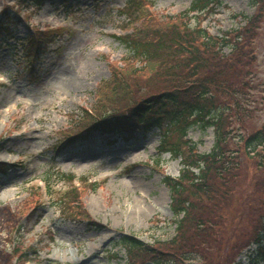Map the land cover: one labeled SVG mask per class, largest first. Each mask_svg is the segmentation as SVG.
<instances>
[{
	"label": "rangeland",
	"instance_id": "rangeland-1",
	"mask_svg": "<svg viewBox=\"0 0 264 264\" xmlns=\"http://www.w3.org/2000/svg\"><path fill=\"white\" fill-rule=\"evenodd\" d=\"M147 2L156 17L184 14L190 27L213 36L242 28L244 17L258 11L255 0H218L204 13L189 15L194 0ZM14 3L0 0V13L10 6L14 19L10 35L0 36V264L16 263L14 246L25 251L22 264H138L118 241L130 235L157 248L175 236L171 195L162 178L178 177L180 160L159 152L158 129L68 138L85 111L97 107L113 70L138 75L118 100H137L158 89L149 87L153 75L147 80L148 74H139L145 65L117 39L132 29L120 16L126 0H69L67 6L52 0L40 8ZM47 29H56L55 42L42 47L31 67L35 47L19 41ZM259 29L247 48L260 109L252 130L264 124V13ZM221 53L228 55L230 48ZM187 132L185 139L198 152L212 149V128ZM70 174L74 182L63 177ZM71 188L80 193L84 220L63 209ZM253 250L239 259L247 263Z\"/></svg>",
	"mask_w": 264,
	"mask_h": 264
},
{
	"label": "trees",
	"instance_id": "trees-1",
	"mask_svg": "<svg viewBox=\"0 0 264 264\" xmlns=\"http://www.w3.org/2000/svg\"><path fill=\"white\" fill-rule=\"evenodd\" d=\"M50 1L15 0L14 4L40 7ZM147 1H126L120 16L132 29L117 39L145 65L139 74H148L147 80L153 75L149 87L157 84L158 89L137 100H118L128 93L129 83L134 84L130 79L138 75L113 70L111 78L103 82L105 94L97 107L85 111L77 131L68 138L158 129L162 134L160 153L180 158L179 177L162 178L171 193L175 236L157 248L121 236L118 245L130 260L138 264H264V132L252 130L260 109L251 67L254 60L247 49L260 30L264 0H255L258 11L246 18L242 28L223 36L190 27L184 14L156 17ZM215 1L194 0L186 15L204 12ZM68 2L60 0L62 6ZM9 10L12 7L5 6L1 11L0 36L10 34L14 19ZM55 31H35L30 38L28 46L35 47L29 54L31 67L39 62L37 53L42 47L47 49L55 42ZM223 47L230 48L228 55L221 53ZM193 126L213 129L210 152L199 153L194 144L183 140ZM46 188L51 193L52 188ZM79 194L69 189L63 209L69 217L84 220L88 217ZM252 246L248 262L243 263L239 257ZM13 254L15 264L26 259L20 246L14 247Z\"/></svg>",
	"mask_w": 264,
	"mask_h": 264
},
{
	"label": "water",
	"instance_id": "water-1",
	"mask_svg": "<svg viewBox=\"0 0 264 264\" xmlns=\"http://www.w3.org/2000/svg\"><path fill=\"white\" fill-rule=\"evenodd\" d=\"M262 129L264 130V125L262 126Z\"/></svg>",
	"mask_w": 264,
	"mask_h": 264
},
{
	"label": "bare ground",
	"instance_id": "bare-ground-1",
	"mask_svg": "<svg viewBox=\"0 0 264 264\" xmlns=\"http://www.w3.org/2000/svg\"><path fill=\"white\" fill-rule=\"evenodd\" d=\"M1 223V222H0Z\"/></svg>",
	"mask_w": 264,
	"mask_h": 264
}]
</instances>
